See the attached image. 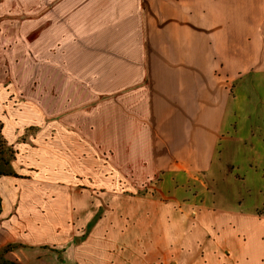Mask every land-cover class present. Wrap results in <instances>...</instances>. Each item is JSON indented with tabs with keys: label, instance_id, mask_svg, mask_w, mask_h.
I'll return each instance as SVG.
<instances>
[{
	"label": "crops",
	"instance_id": "obj_1",
	"mask_svg": "<svg viewBox=\"0 0 264 264\" xmlns=\"http://www.w3.org/2000/svg\"><path fill=\"white\" fill-rule=\"evenodd\" d=\"M0 6L1 48L23 46L38 75L33 99L49 103L40 138L54 137L28 151V165L46 172V180L79 174L108 187L113 212L129 216L126 229L97 226L113 231L102 246H116V257L102 264H264V34L253 31L250 51L232 42L249 39L233 28L264 23V0ZM234 71L232 90L227 78ZM78 109L91 112L76 121ZM89 118L96 145L88 139ZM18 153L17 175L0 176L12 191L6 200L0 188V245L68 249L55 233L56 208L66 206L67 196L59 203L46 197V209L38 207L44 217L15 211L6 219L18 198L13 189L27 176L16 166ZM87 207L81 204L80 213ZM93 208L87 229L103 219L102 202Z\"/></svg>",
	"mask_w": 264,
	"mask_h": 264
},
{
	"label": "rangeland",
	"instance_id": "obj_2",
	"mask_svg": "<svg viewBox=\"0 0 264 264\" xmlns=\"http://www.w3.org/2000/svg\"><path fill=\"white\" fill-rule=\"evenodd\" d=\"M2 14V9H0V20H5L6 15ZM251 25L253 24H247V29L233 28V30H245L247 33L249 39L233 38L232 42L235 44L241 42L244 50L246 49L248 51L252 48L248 44L253 42V39L250 38L253 31L258 30L260 33L264 34V23H259L254 28L251 27ZM234 34L235 33H233V36ZM14 45L15 42H13V45L10 46L9 49L7 48L5 50V48H1L0 44V119L4 124L3 131L5 137L9 142L14 143L19 150L15 162L16 166L20 173L27 176L26 179L23 180L24 183L22 185L13 189L18 193V198L13 208L10 206L6 219H10L13 214L15 215V211L17 212L16 214L20 213V218L30 217L36 219L38 216L44 217V215L38 214V207L40 209H46V197L54 196L56 197V202L59 203L62 201V197L67 196L64 198L67 207L56 208L57 215L55 217L57 218L56 227L58 228H56L55 233L61 242H70V247L68 249L56 250L43 248L19 249L15 247L11 249V252H8L6 259H14L22 264H102L104 259L111 261L116 257L114 256L116 250V246H114L115 243L108 242V246H102L101 240L110 238L109 235H112L113 231L110 230L107 232L108 230L105 228V230L101 232V230H97V226L104 228L105 226L101 223L106 221L109 222L108 226H110V228L123 227L126 229V224L130 220L129 216L124 213V211H121L119 215L113 212V200L107 198V196H109L107 193L109 188L105 186L97 187L92 181L86 178L87 183H85L79 174H75L73 179H64L63 176H56L57 179L54 181L46 180V172L43 171L41 173L40 171L39 173L38 168L32 164L28 165L30 164L28 159L26 160L28 151L33 148L37 150L40 148L38 145H46L48 140L51 142L54 135L51 132L40 138V131H47L46 118L49 117V115L46 111V105L49 103L44 104L34 101L32 91L37 89V72L33 73L32 71L30 55H22L21 51L23 50V46L21 45L17 48ZM238 73H241V71H238ZM237 78V71H234L233 75L227 78V80L232 83V87L229 86V84H225L226 94L233 95L235 93L230 91L231 89L234 90L235 83L238 82V80H236ZM230 87L231 89H229ZM221 94L222 91H219L217 87L216 95L220 96ZM77 111H79V109ZM87 112L90 113L91 110L76 112L72 117H74L76 121H79L77 115L82 113V116L86 117L85 113ZM60 114L62 113L56 112L54 116ZM90 120L89 118L88 121L92 122V125H89L88 139H91L89 140L91 144L96 145V136L94 137L93 135V132L96 131L94 120ZM86 121L87 119H83V122ZM91 133L92 135L90 136ZM93 153L95 154L93 159L103 162V157H101V159L98 158L100 154L97 155L95 152ZM104 164H108L105 159ZM70 180L73 181L69 182ZM117 184L118 183H116V185ZM6 185L7 183L5 180L0 178V188L7 200V198L11 199V194L9 192L12 191L8 190ZM122 186H120V190H126L124 185ZM116 187L118 188V186ZM85 194H87V196ZM87 202L88 207L85 212L80 213L79 206ZM100 202L104 205L105 212L102 216L99 214L98 218L102 217L103 219L97 221V223L95 222L91 228L88 227L87 229L86 224L94 220H91L94 217L95 209L93 207H95V203L99 204ZM114 217L118 218L119 222L114 220V225H112ZM121 233L122 232H120V234ZM99 234L101 236H99ZM4 245L5 244L0 245V247Z\"/></svg>",
	"mask_w": 264,
	"mask_h": 264
},
{
	"label": "trees",
	"instance_id": "obj_3",
	"mask_svg": "<svg viewBox=\"0 0 264 264\" xmlns=\"http://www.w3.org/2000/svg\"><path fill=\"white\" fill-rule=\"evenodd\" d=\"M1 1V0H0ZM4 124L0 119V176L1 175H17L14 171L12 162L16 158L18 153L15 145L7 140L3 131ZM2 210V199L0 195V213ZM21 246L16 243H8L0 247V264H22L17 260L6 259L8 252H11L12 248Z\"/></svg>",
	"mask_w": 264,
	"mask_h": 264
}]
</instances>
